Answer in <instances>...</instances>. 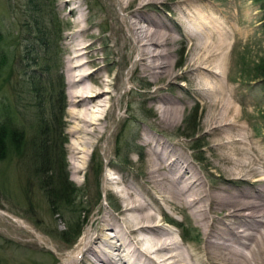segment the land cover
Returning a JSON list of instances; mask_svg holds the SVG:
<instances>
[{
    "label": "rangeland",
    "instance_id": "374dc122",
    "mask_svg": "<svg viewBox=\"0 0 264 264\" xmlns=\"http://www.w3.org/2000/svg\"><path fill=\"white\" fill-rule=\"evenodd\" d=\"M181 1L151 0L141 8L142 16L166 25L174 38L165 46L167 54L163 60L169 62L166 70L176 76L167 78L162 73L153 76L133 70L135 53L125 21L134 17L128 10H122L116 0H73V12L66 0H49L50 15L54 13L60 21L58 63L52 71L53 80L58 75L62 79L64 97L61 121L65 141L60 174L78 188L75 198L82 196L78 208L84 210V217L78 218L77 212L69 208L55 215L44 192L31 183L35 182L32 174H25L11 159L0 161V264L71 263V257L79 255L80 237L85 231L94 232L101 215L121 216L122 186L155 212L161 227L169 230L177 242L199 246L204 229L195 223L187 209L177 206L162 212L153 209L157 205L144 181L146 158L152 146L168 154L170 160L173 158L175 166L185 164L188 175L195 174L206 188L218 184L255 190L256 197L264 193V79L254 70L264 57L261 2L190 0L185 6L179 5ZM25 3L26 0H0V24L8 28L14 23L17 26ZM139 23L146 25L142 20ZM219 33L229 45L221 71L216 70L219 73L215 72L213 81L224 88L221 96L232 102L235 118L231 120L237 126L217 129L208 122L213 95L196 84L194 67H189V63L193 46L207 40L205 35L214 37ZM79 46H84L81 60L85 62L80 68L91 74L86 81L99 85L104 79V88L109 90L104 94L108 101L94 112L107 114L108 126L93 139L86 153L80 152L73 159L69 146L75 139L70 132L66 65ZM2 96L13 102L8 88L0 90ZM160 99L171 102L173 110L160 112ZM227 132L236 142L227 139ZM236 168L242 173L235 177L231 172ZM241 168L255 172L252 176ZM65 222L82 225L78 237L71 238L77 227H73L74 231L67 230ZM122 239L128 244L127 238ZM86 256L92 257L88 253ZM82 260L83 256L75 264H84Z\"/></svg>",
    "mask_w": 264,
    "mask_h": 264
},
{
    "label": "bare ground",
    "instance_id": "6f19581e",
    "mask_svg": "<svg viewBox=\"0 0 264 264\" xmlns=\"http://www.w3.org/2000/svg\"><path fill=\"white\" fill-rule=\"evenodd\" d=\"M148 1L151 0H116L122 10H128L134 17L125 21L135 53L133 70H142L153 76L162 73L167 78L175 77L166 70L169 62L163 60L167 54L165 46L174 38L166 25L141 15V8ZM186 1L190 0H182L178 4L188 6ZM135 2V6L131 7ZM66 3L72 5L70 11L73 12V0H66ZM140 20L146 25L140 26ZM205 39L193 46L189 67H194L196 84L213 95L209 101L213 110L208 115V122L217 129L224 125L237 126L231 120L235 118L232 102L221 96L224 88L213 81L215 72L221 71L229 42L221 33L214 37L205 35ZM83 47L75 48L77 52L66 65L70 132L75 139L69 146L73 159L79 157L80 152L86 153L93 139L108 126L107 114L95 115L94 112H98L95 111L96 107L108 101L109 97L105 99L104 94L109 90L104 88V79L98 82L99 85H90L86 81L91 74L83 73L80 68L85 63L81 60ZM159 105L162 113L173 110V105L166 99H160ZM230 135L227 132V139L236 142V138ZM150 150L146 158L144 181L148 183V190L157 205L153 209L159 212L176 206L187 209L195 223L204 229L202 243L197 247H188L177 242L169 230L161 227L162 222L155 212L141 204L129 188L122 186L121 216L101 215L94 232L89 234L85 231L80 237L77 245L79 255L72 256L71 263L67 264L79 263L82 256L84 264H264V193L256 197L255 190L232 189L218 184L206 188L195 174L188 175L185 164L175 166L168 154L153 146ZM73 168L78 170V167ZM240 170L245 171L244 168ZM252 171L245 172L253 176L255 170ZM241 173L237 168L231 172L235 177ZM259 179L262 180V177ZM249 181L242 180L244 183ZM215 211L221 215H215ZM108 229L112 232L106 233ZM122 237L128 239V244L121 240ZM87 253L92 257L88 259Z\"/></svg>",
    "mask_w": 264,
    "mask_h": 264
},
{
    "label": "trees",
    "instance_id": "16d2710c",
    "mask_svg": "<svg viewBox=\"0 0 264 264\" xmlns=\"http://www.w3.org/2000/svg\"><path fill=\"white\" fill-rule=\"evenodd\" d=\"M259 1L264 11V1ZM48 2L26 0L17 26L0 24V90L6 87L13 94L12 103L6 96L0 98V161L11 159L25 174H32L35 182L31 183L44 192L55 215L69 208L79 218L84 217V210L78 208L82 196L76 200L78 188L60 174L64 97L60 75L53 74L52 79L58 63L60 21L54 13L50 15ZM261 20L264 30V15ZM254 70L264 79V57ZM64 224L70 231L77 227L71 238L79 236L82 225Z\"/></svg>",
    "mask_w": 264,
    "mask_h": 264
}]
</instances>
